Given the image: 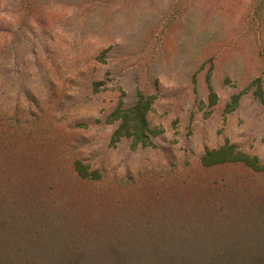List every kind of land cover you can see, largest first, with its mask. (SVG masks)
Segmentation results:
<instances>
[{"label":"rangeland","instance_id":"1","mask_svg":"<svg viewBox=\"0 0 264 264\" xmlns=\"http://www.w3.org/2000/svg\"><path fill=\"white\" fill-rule=\"evenodd\" d=\"M257 79L264 0H0V252L264 250V172L201 164L231 144L264 165ZM139 95L151 144L112 145L109 115Z\"/></svg>","mask_w":264,"mask_h":264},{"label":"trees","instance_id":"2","mask_svg":"<svg viewBox=\"0 0 264 264\" xmlns=\"http://www.w3.org/2000/svg\"><path fill=\"white\" fill-rule=\"evenodd\" d=\"M254 96L264 102V91L262 81H254ZM241 94L232 97L227 105V111L233 112L239 106ZM210 101L215 105L218 101L217 95L210 94ZM153 99L139 95L137 100L130 106H126L120 100L117 107L108 117L110 124H117L112 135L111 144L116 146L124 139L132 141V147H147L151 144V130L148 126L147 115L152 107ZM241 163L255 172H264V165L256 156H251L237 146L225 144L219 149L207 151L201 157L203 167H214L225 164ZM76 170L82 177L91 176L86 167L76 163ZM44 257L32 256L27 258L24 255L2 251L0 252V264H74L73 257H64L60 254H53V263H47ZM137 260L144 262L134 264H264V250L262 249H228L212 251H163L160 253H147L138 257Z\"/></svg>","mask_w":264,"mask_h":264}]
</instances>
